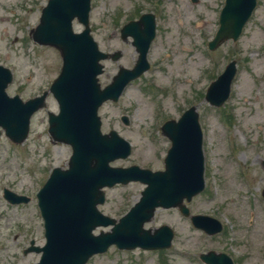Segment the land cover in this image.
<instances>
[{
    "label": "rangeland",
    "instance_id": "obj_1",
    "mask_svg": "<svg viewBox=\"0 0 264 264\" xmlns=\"http://www.w3.org/2000/svg\"><path fill=\"white\" fill-rule=\"evenodd\" d=\"M190 1L91 0V36L104 52L122 51L118 63L104 62L105 71L99 78L103 85L116 74L118 65L129 68L137 58L130 39L123 42L119 38L118 32L128 20L138 13L153 12L159 34L148 54L151 70L131 83L116 103L103 104L98 114L103 133L115 130L132 146L128 157L110 166L137 165L156 171L163 169L170 147L168 139L160 134V126L195 105L204 132L205 189L187 207L191 213L221 221L226 235L208 240L176 209H158L144 228L171 227L175 235L169 250L119 252L112 247L86 264H201L198 254L207 250H223L235 264H264V200L260 197L264 190V0H259L237 42L222 44L215 57L204 52L206 42L216 32L224 0ZM46 2L0 0V64L13 73L7 92L23 100L47 89L61 66L55 49L38 47L26 37L37 25ZM72 26L77 32L82 30L76 20ZM184 47L188 51H181ZM231 59L237 69L229 99L221 106L223 114H229L228 125L222 120L221 108L208 105L198 93L210 74H219ZM185 68L191 81L182 87ZM56 110L52 99L45 110L34 114L29 135L21 145L12 144L0 131V264H36L39 259L38 253L24 256L22 252L31 240L38 246L45 241L42 220L36 214L35 193L53 168L66 167L71 154L67 145L53 144L47 134L46 112ZM122 115L128 117L129 126L121 124ZM3 188L29 196L31 203L9 206L1 197ZM143 188L134 182L105 189L100 212L119 219L135 204ZM109 231L108 226L93 233Z\"/></svg>",
    "mask_w": 264,
    "mask_h": 264
},
{
    "label": "water",
    "instance_id": "obj_2",
    "mask_svg": "<svg viewBox=\"0 0 264 264\" xmlns=\"http://www.w3.org/2000/svg\"><path fill=\"white\" fill-rule=\"evenodd\" d=\"M255 0H226L219 15V28L209 42L216 48L222 41H235L244 23L254 9ZM89 0H48L42 10L32 39L38 44L58 49L63 60L61 73L53 81L51 91L59 105V114L49 119L52 139L71 146L68 169L55 168L38 194L44 218L46 244L37 264H85L94 253H103L111 244L119 248H166L172 238L171 229L165 226L150 234L143 223L150 220L153 211L162 207H179L184 215L188 211L182 199L190 200L200 192L202 181L201 132L193 109L187 111L178 123L166 122L162 133L171 141L167 152L165 171L142 170L136 166L113 168L108 164L130 153L129 144L114 131L109 136L100 132L97 109L102 102L116 101L123 87L146 69L145 53L153 37V16L146 15L138 23H129L122 30L124 36L132 35L140 58L132 71H121L114 82L104 90L99 89L96 76L101 72L99 60L106 59L89 35ZM76 17L85 26L81 33H73L71 20ZM113 55L112 58H115ZM234 64L230 63L219 80L210 85L207 99L220 104L229 90ZM8 69L0 68V126L11 140L21 143L28 132L31 114L41 107L42 98L23 102L18 96L5 95L11 80ZM138 180L146 184L138 203L117 224L100 215L96 203H101V187L115 183ZM264 196V193H263ZM198 228L213 234L219 230L217 221L206 216H192ZM114 226L111 233L91 234L97 226ZM209 264H231L226 257L209 259Z\"/></svg>",
    "mask_w": 264,
    "mask_h": 264
},
{
    "label": "flooded vegetation",
    "instance_id": "obj_3",
    "mask_svg": "<svg viewBox=\"0 0 264 264\" xmlns=\"http://www.w3.org/2000/svg\"><path fill=\"white\" fill-rule=\"evenodd\" d=\"M157 2H159V1H157ZM159 4V3H158ZM139 12V11H138ZM153 13V12H152ZM141 13H138V15H140ZM154 14V13H153ZM138 15L136 16V17H133V18H131L130 20H136V18L138 17ZM154 16H155V14H154ZM155 19H156V16H155ZM177 22V21H176ZM178 23V25H180V22H177ZM181 28H182V26H181ZM155 36H154V39L152 40V42L150 43V48H149V51H148V53L150 54L151 53V51H152V49L154 48V44L156 43V41L158 40V38H159V34H158V30H157V26H156V28H155ZM186 51V47H184L183 49H181V51ZM209 55L210 56H213V54L212 53H209ZM169 57V56H168ZM215 57V56H214ZM212 65H214V63L212 64ZM215 66V65H214ZM150 67V69H149V71L151 70V65L149 66ZM183 72H184V75H185V77L184 78H181L180 79V81H183V82H180V84L182 85V87L184 86V85H188L189 83H190V79H189V77H187L186 76V68L185 69H183ZM148 72H146V73H144L143 75H141V77L137 80V81H139V80H141V78L145 75V74H147ZM216 75H218V73H213V74H210V78L208 79V82L209 81H211L212 79H214L215 77H216ZM136 81V82H137ZM133 82V81H132ZM131 82V83H132ZM207 82V83H208ZM106 85V84H105ZM105 85H103L102 83H101V86H105ZM205 90H206V87L204 86L203 87V89L198 93V97H200V98H202L203 97V95H204V93H205ZM43 91V90H42ZM41 91V92H42ZM41 94V93H40ZM39 95V94H38ZM47 99V102L49 101V100H52V97L51 96H49V97H47L46 98ZM202 128V127H201ZM204 163H205V159H204ZM18 206H20V205H16V207H18ZM12 207V206H11ZM21 207H22V205H21ZM224 235H226V232L224 231V228H222L221 229V231L219 232V233H217V234H215L214 236H206V238L208 239V240H211V241H215L217 238H220V237H223ZM215 252H221V253H224L225 254V252L223 251V250H220V251H215ZM226 254H228V253H226ZM230 255V254H229Z\"/></svg>",
    "mask_w": 264,
    "mask_h": 264
},
{
    "label": "bare ground",
    "instance_id": "obj_4",
    "mask_svg": "<svg viewBox=\"0 0 264 264\" xmlns=\"http://www.w3.org/2000/svg\"><path fill=\"white\" fill-rule=\"evenodd\" d=\"M244 85V84H243Z\"/></svg>",
    "mask_w": 264,
    "mask_h": 264
}]
</instances>
